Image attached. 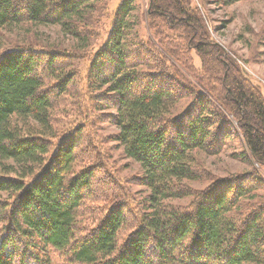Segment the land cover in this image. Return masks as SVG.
<instances>
[{
  "label": "trees",
  "instance_id": "trees-1",
  "mask_svg": "<svg viewBox=\"0 0 264 264\" xmlns=\"http://www.w3.org/2000/svg\"><path fill=\"white\" fill-rule=\"evenodd\" d=\"M136 1H120L90 59L87 123L60 136L57 110L80 99L79 60L1 36L58 26L84 50L80 28L104 0H0V264H264V96L192 0H148L156 43L138 35ZM97 120L141 169L136 209L87 143ZM234 132L254 171L190 188L208 176L195 155H218Z\"/></svg>",
  "mask_w": 264,
  "mask_h": 264
},
{
  "label": "rangeland",
  "instance_id": "rangeland-1",
  "mask_svg": "<svg viewBox=\"0 0 264 264\" xmlns=\"http://www.w3.org/2000/svg\"><path fill=\"white\" fill-rule=\"evenodd\" d=\"M121 0H104L98 10L93 14L88 24L80 28L89 36V45L80 50L79 42L62 32L58 26H36L31 24L21 25L11 32H4L1 39L6 42L13 41L20 45L42 49L66 52L79 60L74 68L78 74L80 99L73 105L57 110V123L59 135L71 133L73 127L82 123L91 113V100L85 89L86 70L90 59L103 45L110 30L115 9ZM206 19L209 35L218 44L223 46L231 59L235 60L243 75L264 96V0H240L233 4H226L225 0H192ZM136 17L139 20L137 27L140 39H151L155 42L152 31L146 21L148 0H137ZM169 39H175L169 32ZM156 43V42H155ZM190 66L195 72H200L201 62L194 52H190ZM187 74V73H185ZM202 74V73H201ZM71 100V99H70ZM81 103L80 108H76ZM189 105V101L183 100L173 110V114H179ZM88 124L87 143L95 148L102 164L108 173L112 174L122 192L128 193L133 208L136 209L147 195L148 190L137 184V177L142 175L138 164L125 157L122 148L112 140L117 129L103 121H96L91 127ZM244 146L239 134L232 133L225 142L223 150L214 156L203 153L196 154L195 158L201 167V172L208 174L200 180L187 182L193 190L200 191L210 185L215 178L224 179L228 176H241L254 171L253 163L242 155ZM96 161V160H95ZM264 178V168L256 167ZM259 199L264 197V192H258ZM264 199V198H261ZM190 199L174 201L173 204H188ZM261 202V201H259Z\"/></svg>",
  "mask_w": 264,
  "mask_h": 264
}]
</instances>
